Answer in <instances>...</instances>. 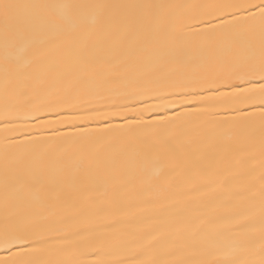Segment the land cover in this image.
I'll list each match as a JSON object with an SVG mask.
<instances>
[{
	"label": "bare ground",
	"instance_id": "6f19581e",
	"mask_svg": "<svg viewBox=\"0 0 264 264\" xmlns=\"http://www.w3.org/2000/svg\"><path fill=\"white\" fill-rule=\"evenodd\" d=\"M13 3L42 4L71 2L104 5H181L180 9L150 10L151 18H144L146 10L110 7L105 9L96 28L88 37L89 52L98 59L80 56L72 51L64 39L58 40L51 57L55 62L46 75L37 76L30 66L5 63L3 22L0 19V118L6 108L23 112L29 103H43L55 94H80L84 82L91 86L107 87L105 80L113 73L125 70L140 73L145 61L138 59L140 45L160 49L150 39L155 27V15L171 11L194 16L205 9L197 6L223 3H257L258 0H10ZM141 18L137 22V18ZM47 35V28L34 33ZM149 38L146 40L145 37ZM135 38L130 48L129 41ZM27 41H17L10 53ZM47 50V49H45ZM29 46L24 55L31 59ZM260 62L259 47L249 48L242 42L213 41L203 43L196 51L183 56L163 54L155 74L193 78H223L230 73H246L250 65ZM7 69V71H6ZM238 82V81H237ZM258 74L251 88L259 84ZM221 91H231L222 88ZM207 95V93H204ZM252 100L239 105L235 112L204 101L206 112L191 117L187 122L150 131L133 129L123 133L96 134L85 141L73 142L52 138L50 128L32 127L35 121L20 125L18 130H3L0 120V240L5 230L28 228L41 232L50 240L44 251L30 253L23 259L34 264H91L97 259L118 264L127 260L125 247L134 243V229L151 225L152 234L165 241L141 259H162L182 264H217L230 250L222 218L229 215L237 200L234 191L248 183L256 193L252 226L253 238L259 251V193L264 175V118L260 115V92L250 93ZM174 98V97H173ZM167 100L152 97L147 104L162 105ZM136 108L142 107L137 102ZM161 109V114L172 115L185 107ZM66 116L73 113L62 109ZM145 122L157 113H142ZM130 119L135 114L128 113ZM55 120V114H45ZM235 118V119H234ZM113 125L124 124L120 116L109 118ZM14 123H19L14 121ZM81 126L98 129L102 121H86ZM62 133L72 131L70 125H57ZM8 137L6 140L5 137ZM30 137H39L32 142ZM7 147V163L5 151ZM216 218V223H211ZM89 222L96 231L78 227ZM127 221V223H121ZM111 226V227H109ZM218 228L225 232L218 238V248L192 245L191 233L196 230ZM128 235L120 236L119 232ZM49 232L52 235H47ZM60 236L66 239H60ZM120 241L119 244L110 243ZM14 247L13 252L19 251ZM96 250V251H94ZM11 253L0 249V259ZM236 264L248 258L247 253L228 256ZM258 258V256H257Z\"/></svg>",
	"mask_w": 264,
	"mask_h": 264
},
{
	"label": "snow or ice",
	"instance_id": "6c2138e0",
	"mask_svg": "<svg viewBox=\"0 0 264 264\" xmlns=\"http://www.w3.org/2000/svg\"><path fill=\"white\" fill-rule=\"evenodd\" d=\"M120 7L128 9L146 10L144 18H151L152 9L170 8L180 9L181 5H104L71 2H52L42 4L13 3L10 0H0V19L3 22V41L5 48V63L12 62L17 66H30L36 75H46L52 70L55 63L51 57L58 48L57 41L64 39L68 47L66 51H72V45H78L77 53L84 57L89 56L93 60L98 58L89 52L88 37L96 28L97 22L103 16L105 9ZM204 11L186 16L180 11H171L156 14L155 27L150 33V39L160 46V49L140 45L137 49L138 59L145 61V70L140 73L125 70L113 73V78L105 80V88L91 86L84 82L80 94L75 96L65 92L55 94L54 97L43 103H29L26 109L12 111L6 108L5 114L0 120L3 130H18L20 125L35 121L32 127L37 129L50 128L52 138L67 139L73 142L85 141L96 134L123 133L133 129H147L158 131L178 123L187 122L191 117L206 112L208 105L204 101L220 105L228 110L230 105H236L231 110L240 112L239 105L248 103L253 98V93L258 88L260 92L259 104L260 115L264 118V0L257 3H223L215 5L197 6ZM141 18H137L139 22ZM47 28V35L37 37L34 35L38 30ZM149 37L146 36L147 40ZM27 41L24 46L18 48L15 53H10L9 48L17 41ZM240 42L242 40L249 48L259 47L260 62L258 65H250L246 73H230L226 77H201L171 76L169 74L157 75L156 68L159 66L160 57L163 54L183 56L189 51H196L203 43L213 41ZM135 44V38L129 41L131 48ZM29 46L32 48L31 59L25 60L24 55ZM47 49V50H45ZM7 71V69H6ZM259 84L251 88L243 87L251 84L256 75ZM238 81V82H237ZM222 88L231 91H221ZM207 93V95H204ZM166 99L162 105L147 104L146 100L152 97ZM174 97V98H173ZM139 102L142 107L134 105ZM195 105L192 108L185 107L184 111H174L172 115L161 114V109H175L178 106ZM62 109L70 110L73 115L66 116ZM157 113L156 118L145 122L142 113ZM128 113L135 114L130 119ZM45 114H55L57 119L48 120ZM120 116L125 123L113 125L110 117ZM235 119V118H234ZM18 121L19 123H14ZM86 121H102L104 126L98 129H90L81 126ZM57 125H70L73 129L62 133ZM7 140L8 137L6 136ZM39 137H30L32 142H37ZM7 147L5 161L7 163ZM262 187L259 193V251L255 246L252 226L255 218L249 210L254 206L256 193L253 185L248 183L238 187L234 191L237 204L229 209V215L222 218L226 221L224 228L226 236L230 240V250L225 259L217 264H236L228 256L237 253H247L248 258L242 264H264V175L261 176ZM127 223V221H121ZM211 223H216L213 218ZM78 227L87 231H96V228L85 221ZM111 227V226H109ZM140 235L133 236L134 243L125 247L127 260H121L118 264H182V262H170L162 259L146 257L165 241L152 234L151 225L134 229ZM47 235H52L49 232ZM56 235L60 239L66 237ZM120 236L128 235L127 232H119ZM225 232L218 228L210 230H196L191 233V244H203L207 248L217 249L218 238H223ZM110 243L119 244L120 241ZM50 245V240L41 232L28 228H16L11 231L5 230L3 239L0 240V249L11 253L7 259H0V264H34L30 259H23L32 252L44 251ZM19 251L13 252L14 247ZM96 251V250H94ZM258 256V258H257ZM91 264H112L111 261L97 259ZM197 264H207V261H198Z\"/></svg>",
	"mask_w": 264,
	"mask_h": 264
}]
</instances>
